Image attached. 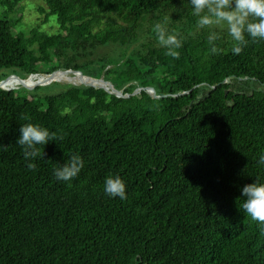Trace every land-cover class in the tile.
<instances>
[{
    "label": "trees",
    "instance_id": "16d2710c",
    "mask_svg": "<svg viewBox=\"0 0 264 264\" xmlns=\"http://www.w3.org/2000/svg\"><path fill=\"white\" fill-rule=\"evenodd\" d=\"M20 1L0 0V79L65 67L167 96L142 90L128 102L56 82L0 89V264H264V223L243 211L240 192L264 181V40L234 55L217 29L211 54L189 0H39L42 16L22 30ZM160 22L182 39L179 58L155 29L141 39L145 23ZM29 122L56 138L37 146L31 170L15 142ZM72 154L84 167L57 181L53 169ZM110 174L126 200L103 193Z\"/></svg>",
    "mask_w": 264,
    "mask_h": 264
},
{
    "label": "clouds",
    "instance_id": "9594fccd",
    "mask_svg": "<svg viewBox=\"0 0 264 264\" xmlns=\"http://www.w3.org/2000/svg\"><path fill=\"white\" fill-rule=\"evenodd\" d=\"M189 3L192 15L197 17L198 27L209 29L207 43L211 54L219 51L215 43L220 38L217 29L227 31L233 42L231 51L234 55L243 51L249 38L253 41L264 40V0H189ZM155 32L160 45L166 49L165 55L179 58L178 49L183 46V42L178 34L169 32L160 23L155 25ZM18 133L15 142L23 149L26 167L34 169V160L39 154L37 146H45L56 138L48 128L31 122L20 125ZM257 163L264 165V153L259 155ZM57 164L53 169L55 179L68 182L79 174L84 167V160L79 154H72L63 164ZM240 192L243 211L253 221L264 223V181L257 177L254 182L240 188ZM103 193L109 198L126 200V183L119 175L110 174L103 181Z\"/></svg>",
    "mask_w": 264,
    "mask_h": 264
},
{
    "label": "rangeland",
    "instance_id": "374dc122",
    "mask_svg": "<svg viewBox=\"0 0 264 264\" xmlns=\"http://www.w3.org/2000/svg\"><path fill=\"white\" fill-rule=\"evenodd\" d=\"M20 6H22V10L18 13V15L21 17L20 18V22L19 24H17V27L21 28L22 30H27L29 29L32 25L35 24V21H33V19L35 17H41L42 14H40L42 8H40L39 6H41V3L39 2V0H21L20 1ZM37 11V12H36ZM160 24L164 25L167 30L170 32L174 29V25L172 24H168V22H160ZM156 25V24H155ZM198 27V25H197ZM41 28L44 29V30H48V31H52L54 30V27H50L49 24H44V25H41ZM147 28H151V29H155V26L154 24H148V23H145L143 29H142V40H145L147 39L148 37H150L151 35L147 34L146 30ZM149 31V30H148ZM115 47L113 46H108V47H102V48H98L97 50L94 51V55L96 56H100V55H109L111 54L113 51H115ZM43 59V60H42ZM42 62L45 60H47L46 58V55H44V57H41V58H38V61H41ZM58 69V68H56ZM55 70V69H54ZM63 69H61L62 71ZM52 72V71H51ZM35 74V73H34ZM38 75H45L47 73L43 72V71H40L38 73H36ZM69 74V72H68ZM18 75V74H16ZM20 76V75H18ZM28 76V75H27ZM25 76V77H27ZM70 76V75H69ZM22 77V76H20ZM14 80H19V78L17 77H13ZM9 80L12 81V78H9ZM59 83V84H72V85H84V84H75V83H71V82H67V81H63L61 79H55V80H45V81H39L37 84H41V85H34V86H42V87H39L37 89H34V90H41L49 85H53L54 83ZM98 82V81H97ZM55 86V85H53ZM86 86V85H85ZM27 87H33V86H24V87H19V88H14L15 90H27V89H21V88H27ZM54 88H58V86H55ZM263 89H264V86H263ZM12 90V89H11ZM30 90V89H28ZM34 90H30V91H34ZM29 97V96H28ZM28 101L30 103H33V104H37L39 106L40 105V102L39 101H36V100H33L32 98H28Z\"/></svg>",
    "mask_w": 264,
    "mask_h": 264
},
{
    "label": "bare ground",
    "instance_id": "6f19581e",
    "mask_svg": "<svg viewBox=\"0 0 264 264\" xmlns=\"http://www.w3.org/2000/svg\"><path fill=\"white\" fill-rule=\"evenodd\" d=\"M69 72V74H68ZM70 75V76H69ZM17 77L20 78L19 80L12 79L9 80V78ZM55 79H61L63 81L71 82V83H82L84 85H93V86H102L105 88H109L110 84L103 80H95L88 78L84 76L83 74L77 73V72H70L68 70L63 69H56L52 74L50 75H38V74H30L27 77H20L18 75H10L6 78H4L0 84L1 86L12 89V88H19L24 86H34L39 81H45V80H55ZM99 81V82H94ZM41 85V84H40ZM150 93L153 94V89H150Z\"/></svg>",
    "mask_w": 264,
    "mask_h": 264
},
{
    "label": "water",
    "instance_id": "95a60500",
    "mask_svg": "<svg viewBox=\"0 0 264 264\" xmlns=\"http://www.w3.org/2000/svg\"><path fill=\"white\" fill-rule=\"evenodd\" d=\"M59 68H65V67H59ZM58 68V69H59ZM65 69H69L73 72H79L81 74H83L84 76L88 77V78H91V79H95V80H103V81H106L110 84L109 88H105V87H102V86H93V85H86V86H92V87H95V88H102L104 89L106 92L110 93V94H114L116 95L117 97H121L123 98L124 100L130 102V101H133L138 95L139 93L144 90L146 91L147 93L151 94L150 93V89H156L157 90V93L155 95H152L154 97H157V98H164L165 96L167 95H162L161 93V88L158 87V86H139L137 87L132 93H123V91L121 89H118L114 83L111 81V80H108V79H105L103 76H100V77H94V76H90L86 73H84L83 71L81 70H74V69H70V68H65ZM56 70V69H55ZM55 70H53L52 72L50 73H47L45 75H50L52 74ZM36 74V73H35ZM13 75V74H11ZM29 76V75H28ZM6 78V77H5ZM4 79V78H3ZM3 79H0V82L3 80ZM226 79H224L222 82H225ZM0 89H5V90H11V89H8V88H5L3 86H1L0 84ZM28 90V89H27ZM178 95V94H176Z\"/></svg>",
    "mask_w": 264,
    "mask_h": 264
}]
</instances>
